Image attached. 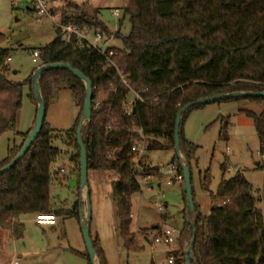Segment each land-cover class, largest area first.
Returning <instances> with one entry per match:
<instances>
[{
    "label": "trees",
    "instance_id": "16d2710c",
    "mask_svg": "<svg viewBox=\"0 0 264 264\" xmlns=\"http://www.w3.org/2000/svg\"><path fill=\"white\" fill-rule=\"evenodd\" d=\"M122 13L120 28L112 31L100 19L97 7L68 2L60 12L65 24L91 28L113 41L121 40V47L110 41L107 48L106 54L110 50L115 52L111 56L114 64L95 48H79L66 42L57 29V38L40 49L38 67L67 63L91 80L92 119L83 129L89 173L114 175L111 191L117 205L119 235L127 250L137 251L140 249L132 230V196L141 190L138 167L143 165L140 154L132 150L135 141L144 135L146 152L175 149L177 114L187 104L222 93L264 92V0H129ZM126 20L131 29L124 34L121 27ZM8 57L9 49L0 46V136L16 131L26 87L36 105V116L38 107L34 73L24 81H15ZM39 84L46 112L64 85L71 86L80 111L74 127L66 132L53 130L45 118L26 155L12 169L0 174V228L11 231L16 239L24 236V224L19 220L23 214L46 213L80 219L79 202L73 209H54L50 185L51 165L60 155V149L54 145L59 138L74 142L76 152L71 159L81 171L76 133L84 110L86 86L62 68L44 70ZM130 94L134 96L131 108ZM243 99L262 106L260 113L245 109L242 112L252 119L260 139V154L264 155V97L219 101ZM200 106L203 105L195 107ZM189 111L181 122L180 149L193 184V162L198 161L199 146L184 134L183 124ZM32 128L25 133L17 132L20 143L9 145L0 168L20 152ZM173 163L183 174L177 154ZM221 169L223 172L228 169L227 161L221 164ZM149 170L144 166L141 175H150ZM77 176L80 178V174ZM200 179L212 207L208 215L204 214L194 195L196 239L191 264H264V213L256 207L254 186L241 172L229 179L224 173L216 193L210 189V168L200 171ZM184 197L187 199L186 192ZM181 233L191 241L192 224L186 221ZM91 236L98 263L108 264L99 236L92 232ZM84 256L88 264H93L88 253Z\"/></svg>",
    "mask_w": 264,
    "mask_h": 264
},
{
    "label": "rangeland",
    "instance_id": "374dc122",
    "mask_svg": "<svg viewBox=\"0 0 264 264\" xmlns=\"http://www.w3.org/2000/svg\"><path fill=\"white\" fill-rule=\"evenodd\" d=\"M90 1L91 4L88 3ZM128 1L78 0V4L87 2L89 7L99 8L100 19L115 31L120 28L122 7ZM62 2L65 5L68 2L75 3L74 0ZM116 8L120 10L118 16L114 13ZM121 29L124 34L130 31L129 20L124 22ZM57 36L55 23L47 17L40 19L34 10L29 9L25 0H0V46L9 49L11 61L8 64L15 81H24L37 70L39 62L33 60V51L44 48ZM115 44L122 46L121 40H116ZM14 71L17 73L14 74ZM133 98V94H130L129 107ZM242 109L260 113L262 106L245 99L217 101L195 107L186 115L184 134L199 146L198 161L193 162L194 195L206 215L210 213L212 205L209 193L202 189L200 171L204 172L208 168L212 174L210 189L215 193L224 173L225 178L229 179L241 172L254 186L256 207L264 213V159L259 153L260 139L252 119ZM79 111L71 86L64 85L48 106L46 121L53 130L66 132L74 127ZM35 117L36 105L29 97V88L26 87L16 131L10 130L0 136V161L6 158L9 145L20 141L17 132H28L34 125ZM54 145L60 149V155L51 165L52 205L54 209L69 210L78 202L80 205L82 200L85 212L86 191L81 192L78 186H70L71 181L79 178L77 175L80 174L78 164L71 159L76 152L74 142L68 143L59 138ZM144 155V166L150 169V175H141L142 166L138 167L141 190L132 196L131 212L135 244L140 250H127L119 235L117 205L111 191L114 175L109 172L89 173L91 224L93 229L98 227L101 231L109 264H168L171 254L176 260L174 264H184L191 241L186 240L181 233L188 212L184 197L185 181L177 178L179 172L169 170L170 164H175V149L153 150ZM225 161L228 169L223 172L221 164ZM258 161L260 164L257 166ZM159 204L164 206L163 210L158 208ZM36 215L20 216L19 220L24 224L23 238L16 239L11 231L0 228V264H88L84 256L88 251L80 219L57 217L56 225L42 226L37 224ZM194 215H191L192 223ZM156 224L177 229V240L171 244L154 245L146 240L145 237L152 234ZM147 232H150L148 236Z\"/></svg>",
    "mask_w": 264,
    "mask_h": 264
},
{
    "label": "water",
    "instance_id": "95a60500",
    "mask_svg": "<svg viewBox=\"0 0 264 264\" xmlns=\"http://www.w3.org/2000/svg\"><path fill=\"white\" fill-rule=\"evenodd\" d=\"M49 68L67 69L70 72H72L75 76H77L79 79L84 81L85 86H86V99H85L84 110H83L82 117L80 119L77 133H76L77 142L81 149L80 178L79 179L75 178L73 181H71L70 186H78L79 184L81 192L86 191L85 198H86L87 208L85 212L83 209V201L81 200V203H80L81 228H82V232H83V236H84V240L86 243V247H87L90 260L93 264H99L97 261L96 250H95L93 239L91 236L92 208H91V193H90V190L88 189V185H89L88 152H87L86 146L83 141L84 126L88 121L92 119L93 86H92L91 80L84 73L74 68L70 64L61 63V62L45 64L37 68V70L33 74V89H34L35 98L38 103L37 116H36L34 127L30 131L20 152L15 156V158L11 162H9L6 166L0 168V174H3L6 171L12 169L26 155V153L29 151L30 147L36 140L38 134L41 132L43 122L46 118V104L42 97L41 88L39 84V78L42 72ZM16 73L17 71H14V74ZM249 96L264 97V92H232V93L216 94L210 97L198 99L196 101H193L187 104L186 106L181 108L177 114L176 125H175V152L177 154V157L182 162V170H183L184 181L186 185V193H187L186 204L188 207L186 221L192 224L193 231H194L193 238L186 252V264H191L193 260V247H194L195 239H196V236H195L196 228L194 224L191 222V215L195 213L196 209H195V200H194V192H193V184H192V175H191L188 164L184 161V157L180 149V128H181V122H182L183 115L187 111H189L190 109L198 105H207V104L222 100L224 98H245Z\"/></svg>",
    "mask_w": 264,
    "mask_h": 264
},
{
    "label": "built area",
    "instance_id": "2783aa9c",
    "mask_svg": "<svg viewBox=\"0 0 264 264\" xmlns=\"http://www.w3.org/2000/svg\"><path fill=\"white\" fill-rule=\"evenodd\" d=\"M29 4V8L33 9L38 17L41 19L43 17H47L51 19L57 29L60 31L61 36L68 43L74 44L76 47L84 48L86 46L95 48L99 50L101 53L106 54L108 45L112 38H106L100 31L86 28L82 29L79 26L69 23L65 24L60 19L61 8L65 6L62 0H25ZM75 4H78V0H74ZM117 1V0H114ZM91 4L92 2H88ZM87 4V2H86ZM114 13L118 16L120 14L119 8L114 10ZM114 51L110 50L107 56L108 62L114 64L111 59V56L114 55ZM33 60L38 61L41 56V50L36 49L32 53ZM11 61V57H8L7 62ZM122 75V73H120ZM136 98H140L139 95L136 94ZM129 107V106H128ZM131 108V107H129ZM142 132V130H139ZM146 138L142 135L141 139H137L133 145L132 150L134 152H138L141 157L146 153ZM169 170L177 173L178 169L175 164H170ZM63 171V170H62ZM178 179H184L183 174H178ZM160 210L164 209L162 204L158 205ZM49 218V219H46ZM36 222L39 225H55L57 224V217L54 214H46L39 213L36 215ZM150 232H147V236ZM177 229L172 227H163L160 231L153 236L154 244H171L176 240ZM168 264H173L175 262L174 257H170L167 260ZM159 264H166L165 262H160Z\"/></svg>",
    "mask_w": 264,
    "mask_h": 264
},
{
    "label": "crops",
    "instance_id": "0c3cea01",
    "mask_svg": "<svg viewBox=\"0 0 264 264\" xmlns=\"http://www.w3.org/2000/svg\"><path fill=\"white\" fill-rule=\"evenodd\" d=\"M29 9H31V8H29ZM111 41H113V40H111ZM111 43V42H110ZM109 43V44H110ZM113 43V42H112ZM36 118V117H35ZM34 124H35V120H34ZM33 127H34V125H33ZM14 143H17V144H19L20 143V141H18V142H14ZM259 153H260V148H259ZM261 156H262V158L264 159V155H262V154H260ZM145 156V155H144ZM144 156L142 157V169L144 168ZM260 164V161H258L257 162V166ZM145 167H147V166H145ZM175 180V179H174ZM167 206V205H166ZM56 225V224H55ZM44 226V225H43ZM52 226H54V225H52ZM163 227H167V226H160L159 224H156L154 227H153V229L154 230H152L153 232H152V234L149 236V237H145V239L146 240H148L150 243L152 242V244L154 245V243H153V236L155 235V234H157L159 231H160V229L161 228H163ZM91 232L93 233V234H96V235H98L99 236V238H100V240H101V243H102V247H103V249H104V251H105V253H106V256H107V252H106V249H105V246H104V242H103V240H102V236H101V231L98 229V227H96L95 229H93V226H92V224H91ZM152 237V240L150 239ZM179 239V238H178ZM177 240V239H176ZM177 250V249H176ZM176 250H174V251H176ZM173 255L171 254L170 255V257H172ZM169 257V258H170ZM108 259V258H107ZM176 261V260H175ZM178 261H180V260H178ZM181 263H182V261H180ZM175 263V262H174ZM173 263V264H174ZM108 264H109V261H108Z\"/></svg>",
    "mask_w": 264,
    "mask_h": 264
},
{
    "label": "bare ground",
    "instance_id": "6f19581e",
    "mask_svg": "<svg viewBox=\"0 0 264 264\" xmlns=\"http://www.w3.org/2000/svg\"><path fill=\"white\" fill-rule=\"evenodd\" d=\"M46 219H49V218H46Z\"/></svg>",
    "mask_w": 264,
    "mask_h": 264
}]
</instances>
